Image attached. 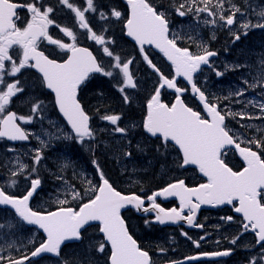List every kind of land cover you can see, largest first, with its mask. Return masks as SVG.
<instances>
[{"label":"snow or ice","instance_id":"snow-or-ice-1","mask_svg":"<svg viewBox=\"0 0 264 264\" xmlns=\"http://www.w3.org/2000/svg\"><path fill=\"white\" fill-rule=\"evenodd\" d=\"M59 3L72 10L78 18V27L86 30L88 38L103 46V53L113 58L114 63L110 67L113 70H119L123 77V86L119 87V91L124 94L125 88L136 89L137 84L129 70L133 60L127 59L121 64L120 57L110 51L107 46L114 43L110 38L106 40L104 33L107 32V29L105 28L100 34H97L85 18V14L88 12L97 13L101 20L108 19V15L103 11L98 12L94 0H86V7L83 10L74 7L72 3H69V0H59ZM127 3L130 6V16L125 22L127 35L138 43L143 59L162 81L147 102V114L142 126L152 137L162 139L165 144L174 142V146H178L182 152L180 166L198 165L200 172L207 177L208 181L196 188H189L185 186L183 180H179L147 197L151 201L152 209L156 212V219L162 224L166 221L186 220L189 225H192L195 212L202 204L231 205L236 201L238 206L234 207V211L242 214L243 221H246V223L241 222V227L254 232L258 238L257 243L261 247L258 259L253 257L250 264H264V136L259 139L253 137L242 140L235 133L230 134V130L225 124L226 116L239 115L241 119H244V115L232 112L222 114L219 105L209 102L205 93L194 82V76L200 71L201 66H210L209 58L216 55L214 51L208 50L202 43L196 45L197 51L195 52L188 47H180L178 41L182 37L175 33L170 35L166 11L158 10L149 0H127ZM225 4L229 7L225 8ZM172 6L180 17L191 14L194 18L199 19L200 14L204 13L209 18L203 20L204 24L215 25L219 21L222 27L232 26L236 23L237 14L241 17L246 15L233 0H179V3L173 0ZM21 8H26L31 14L30 19L23 27H19L17 24L20 20L17 9ZM54 10V7L49 5L46 0H29L26 4L13 2V0H0V138H7L10 141H27L29 139L30 133L26 132L17 121L29 123L31 117L18 116L17 113L9 110L12 98L22 92L23 87H18L19 79L8 82L5 77H15L22 69L30 67L37 69L42 74V85L55 94V105L70 126L68 132L60 129L62 136L57 138L75 140L81 145L91 147L99 141L96 131L90 125L92 117L85 111L77 98L78 89L90 73H101L104 76L112 77L113 71H106L101 67L88 48L78 47L77 36L68 28H63L62 31L71 38V43L52 39L48 28L55 23L54 19L50 18ZM226 11L229 12L227 16L224 14ZM110 14L116 19H120L122 16V13L115 9L111 10ZM258 20L259 22L256 24L249 21L239 26L243 29L264 28V10L259 11ZM56 27L60 26L56 25ZM235 39L239 40L240 36L235 35ZM44 40L57 45L70 55L64 62L50 59L43 51L38 50L39 43ZM145 45H154L167 57L175 69L173 78L165 76L149 59L148 54L144 51ZM14 46L18 50L10 54V50ZM17 61L19 62L17 63ZM260 67L258 83L264 89V60L260 62ZM217 75H221V73H217ZM177 77H183L190 84L192 93L198 94L199 100L203 102L204 115L185 104L180 94L188 89L177 85ZM244 83L249 88L257 87V83L249 84L248 81H244ZM165 86L167 89H174L177 93L175 101L171 104L161 100L160 89ZM236 95H244V90H238ZM123 98L126 103L129 101L128 95L125 94ZM42 103L34 104L32 112H37ZM252 103L255 102L252 101ZM257 107L261 114H264V103H259ZM100 118L109 121L112 125H117L121 119L119 115H104ZM241 126L244 127V125ZM114 132L126 135L127 129L116 126ZM237 140L240 142L238 143ZM40 143L47 146L43 140H40ZM241 143H244L245 146L241 147ZM226 146H233L235 150L239 151V155L246 162V166L242 170L233 171L225 163L223 156L226 153L223 150L226 149ZM126 155L131 156V153H126ZM41 158L40 150L37 149L33 157V164H39ZM67 166L65 165V167ZM27 168L28 165L19 164L18 170L12 171L11 175L13 177L20 175ZM35 171L36 169L33 167L31 172ZM99 177L102 181L99 186L92 185L90 180L87 181L90 187L84 192V195L75 190L71 192L72 200L76 201H83L84 197L91 193L86 202L80 203L78 207H73L70 206L67 199L60 200L58 203L61 206L55 211L49 212L34 211L29 206L33 193L41 183L38 178L31 180L30 190L22 197L10 195L0 188V205H10L22 221L29 225H37L46 233V240L31 252V257H38L42 253L54 254L59 257L61 246L65 241L82 239L81 229L92 221H99L104 241L98 245L96 250L103 253L106 244L110 245V264H154L149 253L142 250L137 241L129 234L125 220L121 216V209L127 205H134L140 209L144 205V200L135 194L123 195L109 183L107 178H104L102 172H99ZM16 183L15 179L11 180V185L14 186ZM165 195L179 197L181 204L179 211L176 208L165 210L156 203L157 196ZM185 208L189 210L187 216L182 215ZM143 210L148 211L147 208ZM226 219L231 221L233 218L229 216ZM197 226L202 227V225ZM184 235L187 236V233ZM189 239L191 238L189 237ZM231 242L235 244L236 239ZM197 246H199L198 243ZM161 251L163 252L164 249ZM228 254L229 252L224 251L202 253L201 255L226 256ZM31 257L24 256L21 259H16L3 255L0 250V264H24V261L30 260ZM187 259L196 260L199 257L192 256ZM172 264H179V262H172Z\"/></svg>","mask_w":264,"mask_h":264},{"label":"flooded vegetation","instance_id":"flooded-vegetation-1","mask_svg":"<svg viewBox=\"0 0 264 264\" xmlns=\"http://www.w3.org/2000/svg\"><path fill=\"white\" fill-rule=\"evenodd\" d=\"M241 3V7L245 11H250L249 18L252 24H256L258 20V13L260 10L256 8V2L258 0H238ZM263 2L264 0H260ZM13 2L26 4L29 0H13ZM46 2L54 7V12L51 14L52 19H54L55 23L50 25L48 28V33L54 40H60L63 43H71V38L67 37L62 29L68 28L73 31V33L77 36L76 44L77 46H82L91 49V51L96 55V58L106 71H113L114 78L118 76V80H115L121 87L123 86V77L122 74L117 70V74H115V70H113L110 66L112 63L110 62V57H108L105 53H103V46L96 44L95 41L88 38V34H86V30L80 29L78 27V18L69 9L66 13H61L58 11L56 4L52 3L51 0H46ZM69 3H72L74 7H79L81 10L86 7V0H69ZM94 5L97 7L98 12L103 11L108 15V19L101 20L97 13L88 12L85 14V18L88 21L90 27L94 32L100 34L103 29H107V32L104 33L106 40L111 39L114 43L108 44L110 51H114L113 49H118L124 51L122 56H126L123 59L122 63L127 59H132L133 63L129 66L130 73L134 78V82L136 80L135 74L137 76H141L147 72L150 74L149 68L139 69L138 72L134 74L137 69V61L138 56L136 54L137 50L135 46H131L129 44L126 47L125 43L121 42L123 28L125 27V21L128 17L127 6L119 1V0H94ZM247 5V6H246ZM118 10L122 13L120 19H116L111 16V10ZM255 10V11H254ZM20 16V20L17 22L19 27L25 26L27 20L30 19L31 14L27 11L26 8H21L18 11ZM56 25L60 27L57 28ZM248 29H243L245 32L251 31V36L249 38H245L247 42L254 40V36L256 39H259L258 33L263 30V28L254 27ZM254 35V36H253ZM264 48V46L262 47ZM38 49L45 52L49 57L63 61L69 55L68 52L61 50L57 45L51 44L46 40L39 43ZM149 54L152 56L151 60L154 64L160 65L161 68L164 67V62L160 55L154 53L153 50H149ZM150 59V58H149ZM107 62V63H106ZM261 67L257 66L250 73L248 69H241V76L243 81H248L249 84L257 83L260 78ZM171 73L169 74V78H173ZM108 78L101 73L92 75L88 81L84 83L79 92V101L85 108V111L92 117L90 123L93 129L97 133L98 143L93 144L91 147L84 146V154L82 161L86 158L90 161H94L99 163L98 167L100 169L99 172L105 173L107 175V179L111 182L112 186L125 194H135L140 196L144 200L143 208H147L148 211L146 214L140 216L134 209H128L125 213L127 216H133L136 218L147 219V221L153 222L152 218V210L151 201L147 199V197L153 195L156 192L162 191L169 184L176 183L179 180H185L188 186H193L196 184H200L204 181L198 180L196 178L200 177V174L197 170L188 169L181 167L182 156L173 154L175 151L173 147L165 144L159 139L149 137L143 128L142 118L143 115L145 117V113L142 112L144 109V105L147 106L148 96L150 91L143 90L137 91L139 89H131L125 88V93L122 94L119 91V87L112 90H105L108 86H105V79ZM162 82V81H161ZM160 82V83H161ZM179 87H184L181 81H177ZM155 86H159V82L155 81ZM244 87L248 91H252L253 88L247 87L244 84ZM259 84L257 83V87L255 93L259 90ZM129 96V101L126 103L124 100V95ZM162 98V97H161ZM174 94L168 95L165 94L163 97V102H171L173 100ZM129 107V108H128ZM133 108H138L141 112H131ZM127 110L126 112H124ZM196 111V110H195ZM146 112V107H145ZM143 114V115H142ZM104 115H119L121 119L117 122V125H112L109 121L102 120L100 117ZM204 115V112L202 113ZM133 122V129H127V133L119 134L114 132V128L116 126L122 127L125 124H122V120ZM141 119V120H140ZM243 140H247L249 138L245 137ZM244 144V143H243ZM19 150V149H17ZM131 153V156L126 155V153ZM58 161H54V165L52 166V179H50V183L53 187L50 188V195L43 190L33 200V206H44V208H52L56 210L61 205L58 203L60 200L67 199L70 203V206L78 207V205L82 202H86L87 199L90 198L91 193L88 196L84 197L83 201L72 200L71 192L73 190L80 192L81 195H84V192L90 187L87 181H91L92 185L99 186L101 184V180L99 177V172L96 174L97 177L91 176L89 171L85 168L84 170L74 169L70 170L65 174V176H61L57 173V168L61 166L68 165V168H71V158L70 155H64L57 157ZM121 160L124 162H128L130 165L128 167L129 171L126 172L123 180H119L116 176V172L110 168L108 165L111 162L115 163L116 161ZM227 163L234 171L242 170L245 165L238 160L237 157L231 155L226 157ZM60 161L64 164L60 165ZM179 165V166H178ZM95 171V170H94ZM125 171V170H124ZM176 174V175H175ZM172 181H168L169 176H173ZM205 183V182H204ZM156 203L166 209H180V205L176 202V200L168 199V198H158L156 197ZM67 206V205H65ZM235 207V206H234ZM234 207L226 208L217 212V214H213V217H209L210 213L206 211H201L198 214L196 219L197 225H202V227H198L200 231L197 233H202L204 228L207 230L208 227L206 224H213L214 222H228L231 225V229L238 230L239 232H243V228L241 227V220L236 217L234 213ZM183 215H189V210L187 208L184 209ZM231 216L233 219L231 221L226 218ZM147 217V218H146ZM225 223V222H224ZM183 233H185L183 231ZM191 236L190 233H187L185 236L187 239ZM247 240V237L246 239ZM231 260V259H230ZM229 260V261H230ZM232 259L230 262H232Z\"/></svg>","mask_w":264,"mask_h":264},{"label":"trees","instance_id":"trees-1","mask_svg":"<svg viewBox=\"0 0 264 264\" xmlns=\"http://www.w3.org/2000/svg\"><path fill=\"white\" fill-rule=\"evenodd\" d=\"M175 2L179 3V0H175ZM160 5L161 7H163V10L167 11V18L169 20L171 28L179 27L181 29L182 39L179 40L181 47H188L193 51H197L196 45L203 42V39L206 38L208 42L207 45L211 44L214 48L218 50L222 57H225L224 54H227L229 57L232 58L235 64V66L233 67V69H235V72H232V76H234L235 79L236 76L238 77V75H240V70L236 71V65L238 66V68H240L239 65H241L244 69H248L249 73L258 66L257 62L253 58H251L252 50L241 51L236 49V46L234 45L233 41L229 39V36L223 30L218 31L216 33L217 43H212V35L210 33V29H204L203 34H197V32L195 33V31L188 28L189 23H191L192 20L196 21L197 18H194L191 14L186 15L184 17H180L176 14L172 6L173 2L162 0L160 2ZM178 23L180 26H178ZM189 37H191V39H189ZM215 69L216 68L213 67L203 73V75L206 76L205 81L207 80L205 90L209 91V98H211L210 100L217 103L219 107L222 108V111L224 113L226 112V108L228 112L241 113L239 109L241 104L236 95V92L239 90L240 81L236 79L235 81L231 82L233 86L222 84V80L220 79L226 76L223 74L221 77H219L217 75L218 69ZM235 73L238 75H235ZM230 117L232 125L241 126V118L239 115Z\"/></svg>","mask_w":264,"mask_h":264},{"label":"rangeland","instance_id":"rangeland-1","mask_svg":"<svg viewBox=\"0 0 264 264\" xmlns=\"http://www.w3.org/2000/svg\"><path fill=\"white\" fill-rule=\"evenodd\" d=\"M203 23V22H202ZM204 24V23H203ZM205 26V24L203 25V27ZM206 27V26H205ZM251 101H254L255 105L257 106L260 102L258 100H256L255 98H252ZM42 123V122H41ZM39 125L38 129H37V136L43 140L45 142V144L47 145L50 142V139L54 136V135H59L60 134V129H58L57 126H52L51 123L48 124L47 127H43V125L45 124H41ZM43 127V129H42ZM55 160L59 162V160H57L56 156L54 155ZM64 163L62 161H60V165H63ZM122 166V165H121ZM123 167V166H122ZM124 169V168H123ZM90 249V248H89ZM253 256H251L252 259Z\"/></svg>","mask_w":264,"mask_h":264},{"label":"water","instance_id":"water-1","mask_svg":"<svg viewBox=\"0 0 264 264\" xmlns=\"http://www.w3.org/2000/svg\"><path fill=\"white\" fill-rule=\"evenodd\" d=\"M152 46H154V45H152ZM155 47V46H154ZM157 49V48H156ZM157 50H159V49H157ZM160 51V50H159ZM166 59H167V57H165ZM209 59H211V57L209 58ZM167 61L171 64V62L167 59ZM202 67H206V66H204V65H202L201 66V68ZM37 70V69H36ZM38 71V70H37ZM174 72H175V69H174ZM200 72V71H199ZM199 72H197L196 74H198ZM195 74V75H196ZM42 75V74H41ZM183 80H184V78L183 77H181ZM186 83H187V85L190 87V89H191V86H190V84L186 81V80H184ZM172 90V89H171ZM191 93H192V91H191ZM193 95H195L196 97H197V100L199 101V103L203 106V102H201L200 100H199V98H198V94H194V93H192ZM66 119V118H65ZM170 143H172V144H174V142H170ZM178 147V146H177ZM228 147H232V148H234L233 146H226V148H228ZM237 151V153H238V155H239V151L238 150H236ZM240 156V155H239ZM240 158H242L241 156H240ZM189 166H197V167H199L198 165H189ZM208 205L209 204H205V207H208ZM128 207H135L134 205H127L125 208H128ZM136 208V207H135ZM141 213H142V211L140 210V209H138ZM180 221V220H179ZM166 222H168V223H174V222H172V221H166ZM165 222V223H166Z\"/></svg>","mask_w":264,"mask_h":264},{"label":"bare ground","instance_id":"bare-ground-1","mask_svg":"<svg viewBox=\"0 0 264 264\" xmlns=\"http://www.w3.org/2000/svg\"><path fill=\"white\" fill-rule=\"evenodd\" d=\"M235 45V44H234ZM229 50V49H228ZM235 70V69H234ZM129 108V107H128ZM141 120V119H140Z\"/></svg>","mask_w":264,"mask_h":264}]
</instances>
